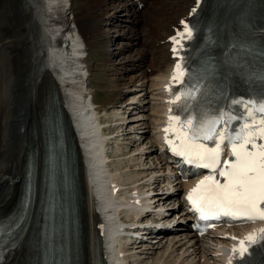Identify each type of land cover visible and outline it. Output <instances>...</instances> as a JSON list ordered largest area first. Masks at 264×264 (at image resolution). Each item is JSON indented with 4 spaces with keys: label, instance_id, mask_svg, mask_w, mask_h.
<instances>
[{
    "label": "bare ground",
    "instance_id": "6f19581e",
    "mask_svg": "<svg viewBox=\"0 0 264 264\" xmlns=\"http://www.w3.org/2000/svg\"><path fill=\"white\" fill-rule=\"evenodd\" d=\"M7 1L0 7V212L10 210L21 194L30 132H33L41 161L45 140L41 130V111L44 102L51 98H46V95H50L53 89L63 103V113L76 154L75 168L82 196V240L79 242L77 236H63L59 239L64 247V264H75L78 247H81L86 264H105L106 260L110 264H228L227 249L231 248L232 236L242 234L246 227L231 231L222 229L212 237H196L189 224L182 223L186 218L185 208L177 210L169 206L176 194H168L172 189L181 190L187 184L191 186L194 181L185 184L178 181L174 168L163 156L157 141L160 128L156 124L160 127L164 109L162 81L168 78L178 60L174 55V41L171 37L185 28L181 22L189 21L198 0H126L122 4L123 9L133 11L135 7L147 2L146 7L150 9L145 10V7L133 12L131 16H136L133 22L143 20V15L148 14L147 17L156 25H162L165 32L159 40L156 38L150 41L156 50L147 51L151 54L156 52L158 58L153 56L148 74L146 71L140 72L141 77L137 83L133 82L120 91L119 100L129 92V104L119 101L120 106L118 102L111 110L108 109L109 105L102 109L97 101L92 82L94 65L91 56L92 46L103 35L101 28L107 23L102 12L109 8L111 0H93L96 8L93 16L82 13L83 17L75 13L73 0H24L23 7L20 5L22 8L12 15L24 16L29 12L31 18L24 19L23 26L18 29L12 28L5 18H1L5 15L9 18L14 9L9 3L11 0ZM6 8H10V12L5 14ZM149 10L154 11L150 13ZM115 11L121 10L115 8ZM169 12L172 14L167 15ZM238 24L240 33L248 38L250 30L247 22L238 21ZM117 25L125 26L120 23ZM9 26L13 29L12 34L2 38V31ZM133 32L130 28L123 34L140 42L139 38L142 37L139 34V38L136 37L137 32ZM105 37L110 36L107 34ZM145 51L140 53L144 54L138 60L144 59ZM132 60L138 63L135 58ZM137 63H134L135 66ZM143 64L138 65L142 67ZM117 74H120L119 79H123L121 73ZM46 89L47 93L43 94ZM91 95L93 100L90 102ZM134 106L140 107L138 116L132 119L128 116L130 121H127L124 115L127 112L134 113ZM102 113L116 117L118 122L115 129H129L116 135L108 134L106 130L111 126L101 128ZM121 136L123 140L127 136L132 139L122 141ZM110 143L117 144V150L113 149L112 154L108 153ZM123 144L126 149H129L130 144H137L136 150H133L136 153L119 157L122 153L118 152H121ZM130 164L134 165L133 169L128 168ZM124 167L126 169H122ZM158 186H161L158 192L150 196ZM136 192L139 198L134 197ZM124 198L129 199V204L142 205L151 212L144 215L142 211L124 206L121 203ZM100 215H104L107 223V234L103 242L99 230L106 228L100 225ZM149 216L159 224H164L161 227L176 222L177 227L141 228V232L149 229L152 233L146 240L138 241L131 235L117 237L121 229L118 221L148 223L149 220L145 218ZM72 218L70 213L68 219ZM65 222L63 220L61 225L64 226ZM157 229L160 232L155 236L153 233ZM133 230L125 229L129 234ZM24 244L25 237H22L18 245L7 253L3 264H22ZM114 252L119 253L118 260H115Z\"/></svg>",
    "mask_w": 264,
    "mask_h": 264
},
{
    "label": "snow or ice",
    "instance_id": "6c2138e0",
    "mask_svg": "<svg viewBox=\"0 0 264 264\" xmlns=\"http://www.w3.org/2000/svg\"><path fill=\"white\" fill-rule=\"evenodd\" d=\"M181 23L185 28L180 32V38L171 37L177 45L175 52H179L183 38L192 39L194 35L188 21ZM176 68L174 80L180 83L182 65L177 64ZM187 95L194 98L191 93ZM179 99L180 95H177L173 103ZM232 103L243 105L249 117L235 129H231V122L244 117L230 111H221L195 122L192 118L171 117L166 131L172 132L174 139L170 138L168 143L174 147L169 151L183 158L185 163L210 173L186 197L194 211L202 214L216 211L224 216H235L239 212L249 219L257 218L255 214L258 213V218L264 219V115L257 123L250 108L252 101L246 104L244 100H233ZM259 112L264 114V101L260 102ZM225 142L231 143V159H222L226 155ZM218 177H224L225 182ZM245 251L247 249H242L240 255L243 256Z\"/></svg>",
    "mask_w": 264,
    "mask_h": 264
},
{
    "label": "rangeland",
    "instance_id": "374dc122",
    "mask_svg": "<svg viewBox=\"0 0 264 264\" xmlns=\"http://www.w3.org/2000/svg\"><path fill=\"white\" fill-rule=\"evenodd\" d=\"M125 1L126 0H111L109 8L103 10V12H102L104 15L103 17L105 18V21H107V23L103 24L104 26H102V28H101V34H103L104 36L103 35L99 36L98 39L96 40V44L94 46H92V49H91V56H92L93 65H94L93 66L94 71H92V73H93L92 82H93V86H94L95 91H96L97 101L100 102L99 104L102 106V109L108 107V105H109L108 109L111 110V109H113V107H115L114 105H116V103H118L119 101L126 102V104L129 102V101L127 102V98L130 97L129 92L125 94V96H124L125 98L122 96L123 98L121 100H119L118 97H119L120 91L124 90L126 87L130 86L133 82L137 83L138 80L140 79L139 77H141V73L143 71H146V73L148 74L149 70L152 68L151 67L152 65L149 66L150 65L149 63L152 61L153 56L157 55L156 52L151 54L147 51L148 49H150L152 51H154V49L156 50V48L154 47V44L150 45V41H152V40L154 41V39H156V38H158V40H159L163 36L162 33L164 34V32H165L162 25H161L162 27L159 25H156L149 18V16L147 17L148 12L145 13L147 15H143V20L137 19L136 23L133 22L134 19L136 20V16L132 17L131 15H133V12H136V11H135V9L133 11H130L128 9H123V7H121V6ZM5 2L8 3L7 0L6 1L3 0L2 5H0V7L1 6L3 7V4H5ZM23 2H24V0H14V2L11 0L9 3L12 6H14L15 10L14 9L12 10L9 18H7L6 15L1 16V18L3 20L5 18V21L9 22V24L12 28L14 27V28L18 29L19 27H22L23 22H25V20L31 18L30 17L31 13H29V12H27L24 16L22 14H20V15L17 14L16 16L12 15L14 12L19 11L23 7ZM73 2H74V11L76 14L83 17L84 13H89V14H91V16H93L92 13L96 10V8H94L95 4H94L93 0H73ZM89 2H91V3H89ZM115 8H118L121 11L117 12V11H115ZM147 9H150V7L149 6L146 7L145 10H147ZM9 10H10V8H6L5 14L9 13L10 12ZM153 11L149 10L150 13H152ZM172 11L174 12V9H172ZM171 14L172 13L169 12L167 15H171ZM116 15H119V16H117L118 18L116 17ZM164 15H165V13H164ZM113 19H115V20L112 23L111 20H113ZM5 21H3V22H5ZM122 21H124V22H122ZM150 21H151V23H150ZM117 23H120V24L125 25V26H118ZM10 26L5 31L4 30L2 31V36H3L2 38L7 37V35L10 36L12 34L13 29ZM130 28L133 29L135 32H137L136 37H138V34L142 37V38L138 37L139 39H141L140 42H137L136 38L131 39V36L129 37L128 34H127L128 37H126L123 34L124 32L128 31ZM135 32H133V33H135ZM105 34L106 35L109 34L110 37L109 38L105 37L106 36ZM151 36H152V39H151ZM120 50H122V52H120ZM143 51H145V53H146V55L144 56V59L138 60L140 58V56L141 57L143 56L144 53L140 54ZM108 52L110 53V55L108 54ZM155 57L158 58L157 56H155ZM132 58H135L136 61H138V63L135 62L134 60H132ZM134 63H137L136 66ZM141 63H144L142 65V67L139 66ZM135 67H138V68L135 69ZM117 73H121L123 75V79H119L118 76L120 74H117ZM140 84H141V82H140ZM137 88H140V86H137ZM139 93H142V92H139ZM143 95H142V97H143ZM121 102H119V106H120ZM143 103L146 104L145 101H143ZM135 107L136 106H134V108ZM128 109L130 110L131 108H128ZM139 109H140V107L135 108V111H137L136 113H135V111H134V113H128L126 111L127 114L124 115V118H126L127 121H130V119H132L133 116H136V115L138 116L137 113H138ZM104 113H105V111H104ZM104 113H102L103 119L105 121H109V123H112L111 125L113 128V129H111V127H110L109 130L107 129L108 134L116 135L117 133L118 134L124 133L125 131H127L129 129V127L125 130L118 129V128L115 129L114 126L118 122L115 120L116 117H110V115L106 116ZM128 116L130 119L128 118ZM112 132H114V133H112ZM139 135L141 136V133ZM122 137L123 136H121L122 141H131L130 139H132V138L127 136V138H125V140H123ZM146 140H148V139H146ZM146 140H144L143 142H146ZM108 146H109V153H111L113 149L117 150V144L116 143H111ZM123 146H125V145L124 144L121 145V147H122L121 152H118V154L122 153L121 156L119 155V157H126L129 154H131V152L136 153V151H133V150L134 149L136 150L137 144L136 145L130 144L129 149H126ZM144 147H146V146H144ZM128 151H130V152L128 153ZM115 158H117V157H115ZM147 161H149V159H147ZM155 163H157V162H155ZM131 165H132V167H131ZM128 168L133 169L134 165L130 164L128 166ZM122 169H126V168L124 167ZM158 187H160V186H158Z\"/></svg>",
    "mask_w": 264,
    "mask_h": 264
}]
</instances>
